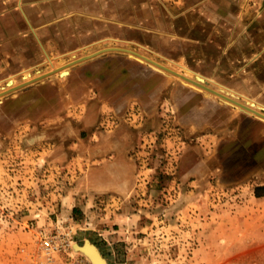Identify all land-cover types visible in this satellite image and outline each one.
Segmentation results:
<instances>
[{
  "label": "rangeland",
  "instance_id": "obj_1",
  "mask_svg": "<svg viewBox=\"0 0 264 264\" xmlns=\"http://www.w3.org/2000/svg\"><path fill=\"white\" fill-rule=\"evenodd\" d=\"M105 46L264 112V0H0V93ZM118 55L171 80L145 101L101 94L85 65ZM137 58L0 95V264H46L48 238L68 242L54 264L86 259L84 240L107 264H264V119ZM192 92L221 108L184 117Z\"/></svg>",
  "mask_w": 264,
  "mask_h": 264
},
{
  "label": "crops",
  "instance_id": "obj_2",
  "mask_svg": "<svg viewBox=\"0 0 264 264\" xmlns=\"http://www.w3.org/2000/svg\"><path fill=\"white\" fill-rule=\"evenodd\" d=\"M147 50L153 53L151 50ZM111 58L112 59L109 60H107V57L104 59L103 57L95 58L89 60L87 65H85L86 68L88 67L91 73H93V77L99 78V81H96V84L100 87L101 94L106 92V89L111 85V83L115 82L116 85L114 86V88L108 90L107 93L115 92L116 96H118V99H120L125 96L123 95L124 92L128 93L136 89L140 93L139 99L141 101H145L148 95L156 91L158 88H162L160 82H158L159 79L161 81L167 80L168 82L169 80H171L166 75L156 73L152 68L140 62L128 59L125 56L118 55ZM73 72V75H75L78 72V67L76 69H73ZM124 72L126 73V77H124L122 80H119L121 78V73ZM168 92L173 98H179L180 96H182L180 95L181 93H186L185 91H182L181 87L178 89L177 87L170 88ZM182 108L184 117L196 119L202 116V114H204L205 116L209 115L210 117L212 112H214L212 111L213 108H221V105H219L217 101H212V99L208 98H202L199 95H196L195 92H192V97L190 96L187 102L184 101V103H182ZM256 190H264V181L255 183L252 186L251 190L254 197H264V192H260L257 196L255 193Z\"/></svg>",
  "mask_w": 264,
  "mask_h": 264
},
{
  "label": "water",
  "instance_id": "obj_3",
  "mask_svg": "<svg viewBox=\"0 0 264 264\" xmlns=\"http://www.w3.org/2000/svg\"><path fill=\"white\" fill-rule=\"evenodd\" d=\"M105 51H123V52L131 53V54H133V55H135V56H137V57H141L142 59L148 61L149 63H152V64L157 65L158 67H160L161 69H163V70H165V71H168V72H170V73H172V74H174V75H177V76L183 78L184 80H186V81H188V82H191V83H193V84H195V85H197V86H199V87H201V88H203V89H205V90H207V91H210L211 93H213V94H215V95L221 97L222 99H224V100H226V101H229V102H231V103H233V104H235V105H239V107H241V108H243V109H245V110L251 111L252 113H254L255 115H257V116H259V117H261V118H264V112L259 111V110H256V109H254V108H252V107H250V106H248V105H245L244 103H242V102H240V101H237V100L233 99V98L230 97L229 95H227V94H225V93H223V92L217 91L216 89L210 87V85L208 86V85H206V84L200 83L199 81H196V80H194V79H191V78H189V77L183 75L182 73H180V72H178V71H176V70H174V69H172V68H170V67H167V66L161 64L160 62H158V61H156V60H154V59H151V58H149V57L146 56V55H143V54L140 53V52H137V51L132 50V49H129V48L118 47V46H110V47H106V48H104V49H99V50H97V51H95V52H93V53H90V54H88V55H85V56H83V57H79V58L75 59V61H72V62L70 61V62H68L67 64L69 65V64H73V63L80 62V61L85 60V59H89V58L94 57V56H96V55H98V54H100V53H103V52H105ZM55 71H57V69H53V70H51V71H48V72L43 73V74H41V75H38V77H34V78H33L30 82H28V83H31V82L36 81V80H39V79H41V78H43V77H45V76H48V75L52 74V73L55 72ZM25 84H27V83H20V84H18V85L12 86V87H10V88H8V89L2 91V92L0 93V95H1V94H5V93H7V92H10V91H12V90H15V89H17V88H19V87H22V86L25 85ZM84 243H85V240L83 241V244H84ZM77 246L79 247V245H77ZM81 251H84V250L82 249ZM84 253H86V252L84 251ZM85 255H87V254H85ZM87 259L91 262V264H95L94 260H93L90 256H87Z\"/></svg>",
  "mask_w": 264,
  "mask_h": 264
},
{
  "label": "bare ground",
  "instance_id": "obj_4",
  "mask_svg": "<svg viewBox=\"0 0 264 264\" xmlns=\"http://www.w3.org/2000/svg\"><path fill=\"white\" fill-rule=\"evenodd\" d=\"M106 47H110V46H105V47H103L102 49H104V48H106ZM97 51V50H96ZM70 53V52H69ZM93 53V52H92ZM70 55H75L74 53H72V54H70ZM85 55H88V54H85ZM84 55V56H85ZM130 55H132L131 53H130ZM83 57V56H82ZM92 58V57H91ZM137 59H139V61H142L143 59L141 58V57H138ZM86 60V59H85ZM75 61V60H74ZM83 61V60H82ZM72 62V61H71ZM74 64H76V63H73V64H63V65H60V66H57L55 69H57V71H59L60 72V74L61 75H66L67 73H68V71H67V68L69 67V66H71V65H74ZM150 65L154 68V69H159L160 67H158L157 65H155V64H152V63H150ZM182 66V65H181ZM185 68V67H184ZM184 70V69H183ZM187 70H185V72H186ZM190 71H192V70H190ZM189 71V72H190ZM21 75H22V77L25 79V81L23 82V83H27L28 84V82H30L34 77H38V75L37 76H34V77H31V74H30V69H26V70H23L22 72H21ZM40 75V74H39ZM183 75H185L186 76V74H183ZM187 77H189V76H187ZM190 78V77H189ZM196 81H199L200 83H202V81L204 80V78L201 76V75H198V74H196V79H195ZM186 81V80H185ZM13 83H15L14 82V76H9L8 78H7V84L8 85H10V87H11V85L13 84ZM193 87H197V88H201V87H199V86H197V85H195V84H193V83H191V82H189ZM26 85V84H25ZM24 86V85H23ZM229 92H231V91H229ZM230 94H232V93H230ZM237 94V93H236ZM231 96V95H230ZM231 97H233V98H235L234 97V95L233 96H231ZM244 97V96H243ZM237 98V97H236ZM235 98V99H236ZM244 99H246V101H247V104L246 103H244L245 105H248V106H250V107H252V108H254V109H256V110H258V107H260V105L259 104H257V103H254L253 102V100H251V99H247L246 97H244ZM256 102V101H255ZM231 103V102H230ZM236 106V105H235ZM238 107H239V105H237ZM248 111V110H247ZM249 112H251V111H249ZM262 119H264V118H262ZM72 245V247H73V249H74V252L76 251V252H79V253H81V254H83L85 257H86V259H87V256H90L93 260H94V262H95V264H107V262L105 261V259L101 256V254H100V252L98 251V249H97V247H95V245H92V243H89V241L88 240H85V243L84 244H81V245H79V247L77 246V244L76 243H72L71 244ZM84 250L86 253H84V251H81V250ZM85 254H87V255H85Z\"/></svg>",
  "mask_w": 264,
  "mask_h": 264
},
{
  "label": "built area",
  "instance_id": "obj_5",
  "mask_svg": "<svg viewBox=\"0 0 264 264\" xmlns=\"http://www.w3.org/2000/svg\"><path fill=\"white\" fill-rule=\"evenodd\" d=\"M65 241L55 240L54 238H48L40 243V249L46 257V264H54L55 256L65 250L66 245ZM68 264V263H65ZM69 264H91L88 260L73 257L72 261Z\"/></svg>",
  "mask_w": 264,
  "mask_h": 264
},
{
  "label": "trees",
  "instance_id": "obj_6",
  "mask_svg": "<svg viewBox=\"0 0 264 264\" xmlns=\"http://www.w3.org/2000/svg\"><path fill=\"white\" fill-rule=\"evenodd\" d=\"M255 193H256V195L258 196L259 193H258L257 191H256Z\"/></svg>",
  "mask_w": 264,
  "mask_h": 264
}]
</instances>
